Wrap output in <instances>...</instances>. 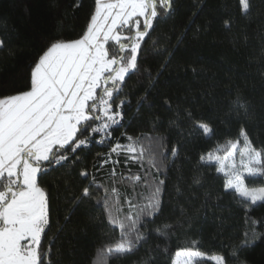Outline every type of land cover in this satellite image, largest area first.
Masks as SVG:
<instances>
[{
    "label": "trees",
    "instance_id": "obj_1",
    "mask_svg": "<svg viewBox=\"0 0 264 264\" xmlns=\"http://www.w3.org/2000/svg\"><path fill=\"white\" fill-rule=\"evenodd\" d=\"M72 3L0 0V39L5 41L0 48V87L22 86L27 68L45 41L78 38L94 10V0H78L82 4L79 8ZM235 3L174 0L171 15L159 19L147 40L142 69L127 80L120 97L127 95L131 100L124 126L114 133L121 143H127L120 137L126 132L134 137L163 136L170 146L179 147L174 164L169 163L171 157L163 162L168 174L162 213L141 229L150 233L146 242L131 253L107 254L104 245L117 240L119 231L108 225L102 208L93 199L84 200L73 210L71 197L80 196L87 184L77 172L85 167L93 171L97 154L108 151L93 144L79 153L81 163L75 169L68 164L43 179L54 209L51 230L42 238L45 249L55 240L45 264L48 260L51 264H173L178 250L192 247L209 255H223L226 264H264V240L239 250L243 234L252 231L251 222L264 221V203L248 207L238 194L224 191L223 176L215 172L214 162L212 167L199 163L201 154L237 139L241 127L255 147L264 148V0H251L247 16L237 13ZM226 20L230 27H225ZM146 93L148 99L138 106L137 101ZM238 103L247 105L249 115L237 112ZM187 110H195L211 122L217 134L211 139L187 137L189 126L178 123ZM117 170L126 175L141 171L137 164L125 166L123 158ZM108 171V167L102 169L98 178ZM194 178L200 183H194ZM247 182L249 186L260 183ZM119 187L122 193H133L131 185ZM136 192L147 195L142 186L136 187ZM102 196V191L94 193L95 198ZM166 224L174 227L164 236L158 235L156 230ZM255 231L264 233V227L256 226ZM200 264L214 262L205 259Z\"/></svg>",
    "mask_w": 264,
    "mask_h": 264
},
{
    "label": "snow or ice",
    "instance_id": "obj_2",
    "mask_svg": "<svg viewBox=\"0 0 264 264\" xmlns=\"http://www.w3.org/2000/svg\"><path fill=\"white\" fill-rule=\"evenodd\" d=\"M173 3L174 0H94V10L78 38L45 41L27 68L22 86L0 87V264H45L55 240L49 241L45 249L42 238L51 230L54 209L50 191L42 186L43 179L68 164L75 169L81 163L79 153L93 144L107 147L108 151L97 154L93 171L85 167L77 172L87 184L80 196L71 197L73 210L84 200L93 199L102 208L108 225L119 231L117 240L104 245L107 254L131 253L146 242L150 233L141 229L162 213L168 174L163 162L171 157L169 163L174 164L179 147L170 146L163 136L134 137L126 132L120 137L127 143H121L114 133L124 126L131 106L127 95L120 98L127 80L142 69L147 40L159 19L171 15ZM71 6L79 8L82 4L73 0ZM235 7L239 15L247 16L251 0H236ZM230 26L226 20L225 27ZM4 46L5 41L0 39V48ZM146 71L151 77V72ZM147 99L146 93L137 101L138 106ZM241 110L249 115L246 104L238 103L237 112ZM184 122L189 126V138L211 139L217 134L213 124L195 110L184 112L183 121L178 123ZM145 139L149 141L147 145L142 143ZM121 158L125 166L137 164L141 171L127 175L118 172ZM213 162L215 172L223 176L226 193L238 194L248 207L264 203V148L254 146L244 127L237 139L217 144L199 156L201 166L212 167ZM106 167L110 171L98 178ZM247 181L260 183L249 186ZM194 183L200 181L194 178ZM120 185H131L133 193H122ZM138 186L147 195L136 192ZM101 191L103 196L95 198L94 193ZM256 226L264 227V221L251 222L252 231L243 234L239 250L264 240V233L258 235ZM173 227L166 224L156 232L164 236ZM175 255L178 259L173 264H181L179 258L183 264H200L205 259L226 264L223 255H209L196 247L178 250Z\"/></svg>",
    "mask_w": 264,
    "mask_h": 264
},
{
    "label": "rangeland",
    "instance_id": "obj_3",
    "mask_svg": "<svg viewBox=\"0 0 264 264\" xmlns=\"http://www.w3.org/2000/svg\"><path fill=\"white\" fill-rule=\"evenodd\" d=\"M213 255H215V254H213ZM176 259H178V258L175 256L174 260H176ZM179 259H181V264H183V259L182 258H179Z\"/></svg>",
    "mask_w": 264,
    "mask_h": 264
},
{
    "label": "built area",
    "instance_id": "obj_4",
    "mask_svg": "<svg viewBox=\"0 0 264 264\" xmlns=\"http://www.w3.org/2000/svg\"><path fill=\"white\" fill-rule=\"evenodd\" d=\"M99 138H97V140H98Z\"/></svg>",
    "mask_w": 264,
    "mask_h": 264
}]
</instances>
